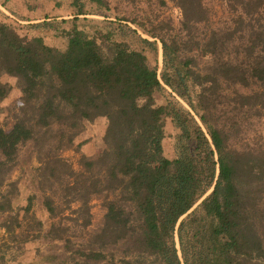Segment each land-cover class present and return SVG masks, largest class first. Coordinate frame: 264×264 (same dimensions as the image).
<instances>
[{
    "label": "trees",
    "instance_id": "16d2710c",
    "mask_svg": "<svg viewBox=\"0 0 264 264\" xmlns=\"http://www.w3.org/2000/svg\"><path fill=\"white\" fill-rule=\"evenodd\" d=\"M169 1L178 24L86 16L110 0H74L71 18L25 33L0 21V77L23 94L12 127L0 124V264H264V0H218L219 20L207 0L157 8ZM10 91L0 78V102ZM101 117V152L65 156ZM30 240L44 242L37 261L9 257Z\"/></svg>",
    "mask_w": 264,
    "mask_h": 264
},
{
    "label": "rangeland",
    "instance_id": "374dc122",
    "mask_svg": "<svg viewBox=\"0 0 264 264\" xmlns=\"http://www.w3.org/2000/svg\"><path fill=\"white\" fill-rule=\"evenodd\" d=\"M74 0H0V21L10 24L11 26L17 28L21 33H25V29L21 27L24 23H37L43 21L45 17H50L51 19H69L76 12V7L73 4ZM111 10L106 11V14H86V16L95 19H110L115 20L117 15L127 14L131 16L138 15L139 17H144L147 14L158 15L156 18L162 19L166 16H172L175 23L178 24L179 14L174 6V3L169 1L168 5L157 8L158 3L156 0L150 1V3H138L136 5H128L127 3L121 2V0H110ZM209 3L216 6L217 16L216 20H219L221 16H224L220 7L218 6V0H207ZM94 6H92L87 1L86 9L91 11ZM133 27V25L131 23ZM141 33V32H140ZM48 43L58 46L61 49L65 48V42L60 37H56L52 31L44 32ZM143 34V33H141ZM144 36H148L143 34ZM148 56L152 63H157L154 54L148 52ZM160 69L162 66V56L159 55L158 60ZM1 80L3 82L9 83L11 85V91L7 98L0 102V124L5 128H11L13 124V109L18 108L23 102V94L16 84V79L8 75H2ZM170 91V90H169ZM169 97V95H167ZM156 100L159 104H165L167 98L164 95L158 93ZM185 105V103H184ZM165 138H164V149L168 156L173 153V141L176 134V129L173 127L171 118L169 115L163 118ZM107 128V120L103 117L96 119L93 122H88L86 124L85 130L80 134L75 141V147L80 150L76 153L74 149L66 150L64 155L72 158L74 161L78 159L79 154H85L89 157H95L103 149L104 142L103 138ZM254 129L264 130L263 125H255ZM37 216L41 219L48 220V214L38 205L35 206ZM92 212L94 216V221L97 222L103 213V208L98 200L93 202ZM4 235V231L0 230V240ZM17 246L13 245L12 250H10L9 257L12 254L17 253L18 261L23 263H29L31 261H37L39 253L44 251V242L30 240L23 243L18 251ZM17 258V259H18ZM16 264V262H14Z\"/></svg>",
    "mask_w": 264,
    "mask_h": 264
}]
</instances>
